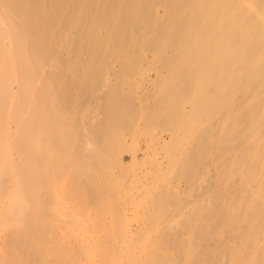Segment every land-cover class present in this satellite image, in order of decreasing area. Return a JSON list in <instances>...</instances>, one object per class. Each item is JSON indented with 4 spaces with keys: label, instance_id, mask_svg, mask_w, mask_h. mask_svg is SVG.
<instances>
[{
    "label": "bare ground",
    "instance_id": "obj_1",
    "mask_svg": "<svg viewBox=\"0 0 264 264\" xmlns=\"http://www.w3.org/2000/svg\"><path fill=\"white\" fill-rule=\"evenodd\" d=\"M156 1L163 3L148 10L153 18L143 28L147 34L153 30L151 35L159 29V37L141 40L132 31L129 38L140 48L155 42L147 61L163 65L151 68L155 80H160L153 88L164 91L158 104H165L177 117L197 118L203 147L213 156L216 190L226 197L215 209V219L240 222L243 230L260 233L243 244L233 241L231 261L264 264V0ZM140 4L141 0H0V264H123L124 260L129 264L134 255L110 252L114 236L104 241L105 230L97 234L94 223L96 235L86 226L80 228L97 212L98 218L103 214L118 224L121 208L113 204L120 200L112 195L114 202L109 197L105 207L96 206L97 215L92 214L94 204L83 202L84 189L74 173L89 171L87 155L82 148L55 139V121L45 125L42 109L55 89L60 90L43 79L63 73L55 67L60 58L52 50L69 39L71 50L64 56L72 62L78 58L73 51L78 45L94 40V45L113 46L125 27L138 23L132 20L126 25L119 14L135 18ZM66 25H72L74 32H63ZM165 48L175 51L162 60ZM179 74L186 85L177 81L166 86ZM137 75L141 78L144 73ZM169 91L183 94V100L163 101ZM158 104L152 101L153 107ZM173 136L170 133V139ZM130 158L135 164V152ZM191 213L201 218L200 212ZM45 235L55 252L47 249ZM91 239L104 244L94 240L91 250ZM185 245L186 251L192 250L190 238ZM150 246L153 256L156 250ZM150 259L146 256L144 262Z\"/></svg>",
    "mask_w": 264,
    "mask_h": 264
},
{
    "label": "rangeland",
    "instance_id": "obj_2",
    "mask_svg": "<svg viewBox=\"0 0 264 264\" xmlns=\"http://www.w3.org/2000/svg\"><path fill=\"white\" fill-rule=\"evenodd\" d=\"M162 3L141 0L135 18L124 17L120 13V18L127 20L126 25H130L132 20H138V23L133 28L125 27L119 41L111 47H104L99 42L94 45V40L84 46L78 45L73 49L79 54L78 58L72 62L64 56L71 50L67 48L69 39L62 40V46L52 50L60 58L55 67L63 73L59 77L53 75L43 79L60 87L45 101L43 123L52 124L54 120L57 128L55 139L76 149L82 148L87 155L84 162L90 166L89 171L74 172L78 177L77 183L84 189L83 202L86 206L94 204L92 212H97L96 206L105 207L109 197L113 202V196L120 200L113 204L121 208L122 219L117 225L109 216H106L107 223H103L106 217L102 214L104 218L101 215L98 218L99 212L93 219H98L100 226L92 218V223L80 224L78 221L80 228L86 226L92 234L97 232L93 223L103 228H98L97 234L105 230V233L102 232L107 234V239L102 237L103 234L95 238L102 237L108 242L113 238L110 252H131L134 255H130L129 264H151L152 259V264H237L238 261H231L234 259L229 249L231 243L237 241L243 244L250 235L256 237L260 233L243 230L240 222L215 219V209L220 208L226 197L216 190L213 156L203 147L197 118L177 117L175 111L165 109V104L159 105L164 91L153 88L154 83L159 86L160 80H155L151 68L161 69L163 65L158 60L147 61L155 49V42L140 48L129 38L132 31L141 40L159 37V29L151 35L153 30L147 34L143 27L146 21L153 18L147 14L148 10ZM105 24L112 31L109 19ZM73 29L72 25H66L63 32L73 33ZM172 51L175 50L165 48L162 60L172 57ZM44 65L48 66L46 62ZM138 71H143L144 76L140 78ZM177 81H182L184 85L187 83L179 74L170 77L166 86ZM180 95L183 96L171 91L168 96L165 94L163 101L172 98L174 101L183 100ZM153 100L159 103L155 107L152 106ZM170 133L175 135L172 139ZM133 152L135 164L130 158ZM43 196L48 197V194ZM51 197L52 194L49 195ZM95 212L92 214L97 215ZM191 212H200L201 218H193ZM110 232H114L113 235ZM57 233L61 235L56 232V236ZM131 235L137 237L135 242ZM48 237L45 235L46 244L51 242ZM188 238L193 245L191 251H186ZM94 240H88L90 247ZM58 241L62 242L61 239ZM104 241L98 242L99 245ZM98 243L94 246L99 247ZM133 243L136 244L132 246ZM150 244L156 250L153 256L150 255ZM47 246L49 251H56L51 243ZM143 250L150 260L144 262L146 256Z\"/></svg>",
    "mask_w": 264,
    "mask_h": 264
}]
</instances>
